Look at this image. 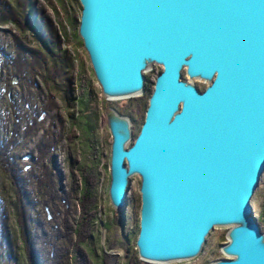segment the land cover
I'll return each instance as SVG.
<instances>
[{
	"label": "water",
	"instance_id": "obj_1",
	"mask_svg": "<svg viewBox=\"0 0 264 264\" xmlns=\"http://www.w3.org/2000/svg\"><path fill=\"white\" fill-rule=\"evenodd\" d=\"M79 1L78 33L108 99L140 94L145 71L162 66L135 138L131 118L106 107L108 194L123 224L141 178L140 259L190 260L227 226L226 257L209 264H264L251 205L264 173V0Z\"/></svg>",
	"mask_w": 264,
	"mask_h": 264
},
{
	"label": "rangeland",
	"instance_id": "obj_2",
	"mask_svg": "<svg viewBox=\"0 0 264 264\" xmlns=\"http://www.w3.org/2000/svg\"><path fill=\"white\" fill-rule=\"evenodd\" d=\"M9 1L15 4L13 0ZM81 8L79 0H35L31 10L33 18L42 23L49 22L57 30L61 47L71 62L70 69L65 70L56 82L51 84V89L45 86L42 70L32 72L27 79H22L15 76L11 65H6V61L11 58L7 59V55L16 54L14 34H19L29 45L37 46L39 38L36 32L33 29L22 32L14 23L0 24V143L14 141V164L22 177V192L30 199L27 215L42 264L79 263L75 261L74 231L80 215L78 187H81L82 176L77 169L80 165L92 170L99 181L100 220L96 229L97 254H91L94 263L162 264L147 262L140 257L139 260L133 261L137 252L136 239L139 232L140 176L134 175L130 180L125 224L120 222L122 211L111 204L108 187L112 137L106 117L107 106L122 108L131 118L135 138L144 121L148 98L162 66L153 63L145 71L146 87L140 94L128 98L108 99L95 77L89 55L78 33ZM194 82L201 89H205L207 85L201 79H195ZM85 92H89L91 96L88 115H97L94 137L90 139L81 133L72 141L71 115H83L76 101ZM34 118L40 128L37 131L32 130L33 133L27 136L26 132L30 131L29 122L31 124ZM42 141L44 144L40 146ZM43 175L45 179L48 176L50 185H47L48 181L44 182ZM12 181L11 171L0 166L2 207L9 216L6 237L9 239L13 234L16 238L13 248L17 254L14 262L8 260L4 255L5 245L0 246V264H14L16 260L23 264L26 255V247L21 242V234L19 237L12 208L16 187ZM251 205L263 228L264 173L252 197ZM106 223L109 224V229L106 228ZM228 230L227 226H217L208 236L201 253L195 258L164 264H209L226 257L221 251V246L227 242Z\"/></svg>",
	"mask_w": 264,
	"mask_h": 264
},
{
	"label": "trees",
	"instance_id": "obj_3",
	"mask_svg": "<svg viewBox=\"0 0 264 264\" xmlns=\"http://www.w3.org/2000/svg\"><path fill=\"white\" fill-rule=\"evenodd\" d=\"M13 1L15 4L9 0H0V24L14 23L22 32L33 29L39 38V44L37 46H31L19 34H14L16 54L13 56L7 55V59L9 57L11 58L6 61V65H11L14 69L15 76L22 79H27L32 72L37 73L42 70L45 86L51 89V84L56 82L57 78L71 67V62L67 57L66 51L61 47V38L57 30L49 22L47 23L45 21L42 23L31 16V10L35 0ZM50 93L52 94L51 90ZM90 102L91 96L89 92L83 93L76 101L77 107L82 110L83 115H76L75 113L71 115L72 141L76 140L77 136L81 135V133L90 139L94 137L97 115L94 113L88 115L90 113ZM51 110L50 108L49 111ZM28 126H30V131H28L29 133L26 132L27 136L32 134L34 130L37 131L40 128L35 118L31 121V124L29 122ZM13 143V140L12 142L0 143V166L5 170L11 171L12 182L16 186L12 200V208L18 225L19 237L21 234V242L26 247L24 248L26 255L23 252L25 255L23 264H42L40 253L36 246L35 236L27 215L30 199L26 193L22 192V187L20 186V179L22 177L18 173L17 166L14 164V154L12 153ZM42 143L43 141L40 143V146ZM47 145L49 146V144ZM77 169L80 170L82 181L81 187H78L80 215L74 231L76 236L74 242L75 261H79L76 264H95L92 255L97 254L96 244L98 236L96 229L98 227V221L100 220L98 215L100 205L99 181L95 173L90 169L88 170L86 166L80 165ZM44 175V182L48 181L47 185H50L49 179L47 180L48 176L45 179ZM2 200L3 197L0 195V246L4 247L5 245V257L14 262L17 254L14 252L13 244L16 243V238L13 237V234L11 236L9 235L11 237L9 239L6 237L9 216L8 212L2 207ZM106 228H110L108 223H106ZM262 229L264 230V226ZM88 258L90 261H88ZM134 260H139L138 251L133 258ZM16 261L14 264H20L18 260Z\"/></svg>",
	"mask_w": 264,
	"mask_h": 264
},
{
	"label": "flooded vegetation",
	"instance_id": "obj_4",
	"mask_svg": "<svg viewBox=\"0 0 264 264\" xmlns=\"http://www.w3.org/2000/svg\"><path fill=\"white\" fill-rule=\"evenodd\" d=\"M185 75H187L186 74V72H185V70H183V77L184 78H186V76ZM200 88V87H199ZM201 89V88H200ZM201 90H203V89H201ZM117 110L119 111V112H121V113H123V114H125V115H127L128 116V114H126L124 111H123V109L122 108H120V107H117ZM60 170L58 171V174L60 175ZM121 224H123V221H122V219H121ZM263 230V229H262ZM264 231V230H263Z\"/></svg>",
	"mask_w": 264,
	"mask_h": 264
}]
</instances>
